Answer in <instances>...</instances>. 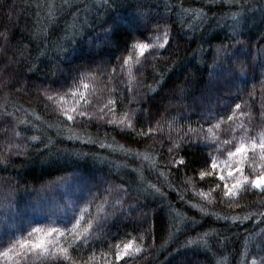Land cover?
I'll list each match as a JSON object with an SVG mask.
<instances>
[{
	"label": "trees",
	"instance_id": "1",
	"mask_svg": "<svg viewBox=\"0 0 264 264\" xmlns=\"http://www.w3.org/2000/svg\"><path fill=\"white\" fill-rule=\"evenodd\" d=\"M152 20L169 43L138 56ZM0 34V251L64 185L99 220L43 264H261L264 193L225 197L210 164L264 134V0H0ZM128 240L140 253L117 261Z\"/></svg>",
	"mask_w": 264,
	"mask_h": 264
},
{
	"label": "snow or ice",
	"instance_id": "2",
	"mask_svg": "<svg viewBox=\"0 0 264 264\" xmlns=\"http://www.w3.org/2000/svg\"><path fill=\"white\" fill-rule=\"evenodd\" d=\"M107 2L108 0H105V3ZM225 2H232V0H225ZM233 18L235 19V17ZM150 23L156 24L158 32L161 27H163V31L156 37L155 43L138 42L133 45V49L136 54L141 57L144 56L145 52H148L150 49L164 48L166 44L169 43L167 21L158 22L152 20ZM130 59H132V56L125 57L122 61L121 67L127 66ZM115 71L116 69L113 68L112 73H115ZM83 87L87 89L88 85L84 84ZM80 98L84 99L83 93L80 94ZM47 99L52 100L53 96L48 95ZM60 99L63 100V96H61ZM84 102L85 104L88 103L87 100H84ZM112 103H114V101L110 99L108 104L111 105ZM240 108V104H235V109ZM75 111L76 109L72 108L64 111V114L67 116L68 120H73L74 116L70 113ZM78 114L83 116L85 115V112L81 111ZM227 119L231 121L233 117L228 116ZM125 120L127 121V126L131 127L132 123L130 119H127V113H125L124 118L117 121V123L124 124ZM109 123H112V121H109ZM151 131L153 130L149 129V132ZM16 135H19V133H16ZM31 139L37 140L39 137L33 136ZM249 145L251 150H253V157L256 156L255 149L258 148L259 159L261 162H264V134L260 135L258 142L256 138L249 137ZM249 145L240 143L235 147L234 151L229 150L227 152L229 158H236L234 159V167H230L228 171V177H232L233 171L238 172L240 176L235 179V182L231 185V187H229L227 183L224 185L226 189L224 192L225 197L234 199L238 193H245L251 189L264 193V163L253 168L250 175H244L243 173L242 165L246 160L250 159L248 157ZM169 151H171V149H169ZM180 162L183 163V161ZM210 167L213 171L217 169V161L215 157L212 158ZM213 171H201L199 175L201 179H203L205 176L212 175ZM217 175L220 180H225V176L223 174L217 173ZM201 195L207 198L209 194L201 193ZM262 203H264V201H262ZM101 210L102 209L98 207V212ZM86 211V208L81 209L80 216L75 218V223L72 224L71 228L62 229L57 227H48L46 229H42L33 227L31 231L27 233V237H21L19 239L9 241L8 246L4 248L3 251H0V256H9L10 253L14 254L17 258L16 264H33V261L36 260L41 261V264H43V261H45L48 257L57 255H62L65 259H68L69 249L73 248L77 241H87L92 235L91 230L93 228V222L99 220V217L91 216V214L89 215V218L85 220L83 214ZM245 218L247 219V217ZM142 239L143 237H141V240ZM189 243H192V241H189ZM116 249L115 259L117 261L121 260V258L125 255L131 257L141 251V247L135 244L133 240H128L126 243H123L122 248L120 244H117ZM253 264H255V262H253ZM261 264H264V259L261 260Z\"/></svg>",
	"mask_w": 264,
	"mask_h": 264
},
{
	"label": "rangeland",
	"instance_id": "3",
	"mask_svg": "<svg viewBox=\"0 0 264 264\" xmlns=\"http://www.w3.org/2000/svg\"><path fill=\"white\" fill-rule=\"evenodd\" d=\"M263 57H264V53H263ZM263 62H264V58H263ZM79 99H81L80 97L77 98V101H79ZM82 100V99H81ZM75 101V102H77ZM70 102V103H69ZM68 102V106L71 107H76V103L72 102L71 100H69ZM104 122H108V121H104ZM109 123V122H108ZM259 137L257 136V142L259 141ZM246 145H249V143H245ZM101 147H104L102 145H100ZM118 150V149H116ZM234 151V150H232ZM256 152V156L253 157V150H251L250 145H249V151H248V157L250 159L246 160L242 167H243V173L244 175H247V173L249 171L252 172L253 168L259 166L260 164L264 163L261 162L259 159V149H255ZM234 159L236 158H229L227 156V158L225 160H221L220 162H217V169L216 172L223 174L225 176V180H222L224 184H228L229 187H231V185L235 182L236 178H239L240 174L238 172L233 171V175L232 177H228V171L230 169V167H234ZM67 189L66 187L64 188V185H58L57 187H55L53 190H49L45 193V197H43L41 200L38 201V206L37 208L41 211V210H46L42 216L43 218H45L47 221L43 222L42 224H39V226H36V228H42V229H46L48 227H57V228H71L72 224L75 223H71L70 226H67V223L69 222V220H71L72 217H74L76 215L75 218H78L81 214V209H87L86 206H83L82 208L80 207L78 210L76 211H71V206L69 201H67ZM61 199L62 202L61 203ZM0 200L3 201V198L0 197ZM0 201V202H2ZM87 212V211H86ZM84 212V214L86 213ZM39 213V212H38ZM83 214V215H84ZM74 218V220H75ZM51 220V222H50ZM50 222V223H49ZM49 224V225H48ZM257 264V263H256Z\"/></svg>",
	"mask_w": 264,
	"mask_h": 264
}]
</instances>
